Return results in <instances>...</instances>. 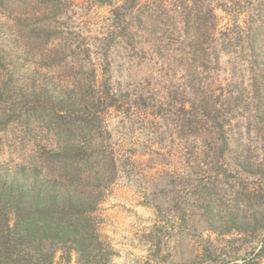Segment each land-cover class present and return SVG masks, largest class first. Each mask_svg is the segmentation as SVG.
I'll return each mask as SVG.
<instances>
[{
    "label": "trees",
    "instance_id": "16d2710c",
    "mask_svg": "<svg viewBox=\"0 0 264 264\" xmlns=\"http://www.w3.org/2000/svg\"><path fill=\"white\" fill-rule=\"evenodd\" d=\"M98 1L109 8V17L92 46L86 38L64 36L58 25L64 16L62 0H36L40 8L20 24L24 45L19 40L14 52L23 50L25 62L12 70L21 75L30 70L29 56L40 59L51 74L30 90V98L23 96V110L8 114L0 128L23 117L44 123L54 138L36 146L29 160L0 166V264H56L58 252L68 261L76 252L85 264L94 262L99 236L95 212L108 187L131 163L117 143L102 138V121L112 108L145 103L143 95L133 101L123 98L114 86L112 57L117 48L134 46L138 26L152 16L146 14L151 3L174 12L189 38V96L183 89L178 125L194 137V151L215 173L214 183L230 167L225 156L232 130L239 138L252 135L264 149V0ZM8 2L31 4L0 0V5ZM218 9L228 16L221 26ZM7 41L0 31L4 67L10 66ZM250 151L248 146L234 162L246 177L243 181L253 177L254 184L242 182L244 206L252 213L245 215L242 233L250 227L252 233L264 230V158ZM263 259L264 243L244 264H261Z\"/></svg>",
    "mask_w": 264,
    "mask_h": 264
},
{
    "label": "rangeland",
    "instance_id": "374dc122",
    "mask_svg": "<svg viewBox=\"0 0 264 264\" xmlns=\"http://www.w3.org/2000/svg\"><path fill=\"white\" fill-rule=\"evenodd\" d=\"M62 4L64 16L58 25L64 36L86 38L92 46L94 36L106 27L109 8L98 0H62ZM149 5L146 14L152 16L138 26L134 46L117 48L112 57L114 86L123 98L133 101L143 95L145 103L137 100L129 109L112 108L102 121V138L117 143L131 163L108 187L95 212L99 236L92 264H244L264 243V230H240L245 215L251 213L244 206L247 193L242 182L248 187L254 184L253 177L243 181L246 177L234 162L248 146L253 156L263 159L262 142L244 133L239 138L232 130L225 156L230 167L220 170L214 183L215 173L206 169L204 157L194 151V137L178 125L183 89L184 96H189L185 87L189 38L174 12H164L155 2ZM39 8L36 0L28 7L11 2L0 5V31L8 38L4 50L11 54L10 66H0V124L6 123L8 114L23 110V96L30 98V90L51 74L40 59L33 61L29 56L30 70L23 75L12 70V65L23 67L25 62L20 58L23 50L14 52L19 40L24 43L20 24ZM217 14L220 26L224 25L228 16L221 9ZM2 128L1 167L29 160L36 146L54 138L44 123L23 117ZM79 258L73 252L68 261L58 252L55 260L56 264H85Z\"/></svg>",
    "mask_w": 264,
    "mask_h": 264
}]
</instances>
